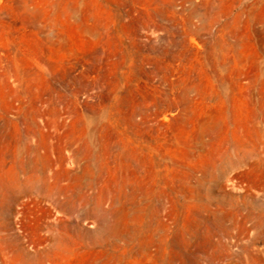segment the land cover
<instances>
[{
  "label": "rangeland",
  "instance_id": "374dc122",
  "mask_svg": "<svg viewBox=\"0 0 264 264\" xmlns=\"http://www.w3.org/2000/svg\"><path fill=\"white\" fill-rule=\"evenodd\" d=\"M0 264H264V0H0Z\"/></svg>",
  "mask_w": 264,
  "mask_h": 264
}]
</instances>
